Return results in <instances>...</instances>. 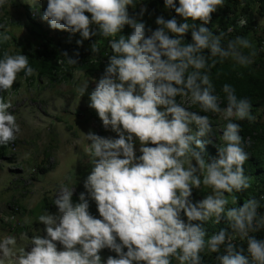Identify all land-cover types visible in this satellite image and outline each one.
<instances>
[{
	"label": "clouds",
	"instance_id": "9594fccd",
	"mask_svg": "<svg viewBox=\"0 0 264 264\" xmlns=\"http://www.w3.org/2000/svg\"><path fill=\"white\" fill-rule=\"evenodd\" d=\"M7 3L0 0V9ZM133 5L134 0H47L41 19L52 29L79 33L78 46L94 36L120 34L108 40L113 54L94 87L86 82L79 88L102 127L117 138L85 134L91 143L84 191L74 200L75 188L61 181L52 200L57 213L46 211L36 220L44 235L32 236L30 250L19 254L15 237L0 238V264H203L205 250L216 254V264H264V238L255 235L264 231V196L240 205L234 195L252 186L244 169L249 153L241 125L234 121H255L253 105L224 84L227 104L221 107L210 77L211 69L228 58L242 67L251 65L256 46L242 36L225 45L223 32L205 26L224 0H164L165 9L176 15L157 16L154 30L143 20L147 8L130 14ZM125 26L132 29L127 36L122 34ZM10 39L7 32L0 33V43ZM90 51L100 54L96 41ZM62 56L68 65H78V50ZM22 72L25 77L36 74L28 56L4 52L0 93L10 91ZM177 97H190L201 111L190 110ZM11 108L0 95V145L13 144L21 131ZM200 113L223 115L227 121L215 157L206 152L210 141L202 139L215 134L212 122ZM202 187L211 192L195 200L193 189ZM90 200L98 216L90 212ZM221 219L228 227L208 236L205 225ZM104 249L115 255L103 258Z\"/></svg>",
	"mask_w": 264,
	"mask_h": 264
},
{
	"label": "rangeland",
	"instance_id": "374dc122",
	"mask_svg": "<svg viewBox=\"0 0 264 264\" xmlns=\"http://www.w3.org/2000/svg\"><path fill=\"white\" fill-rule=\"evenodd\" d=\"M46 6L47 0H8L0 9V25L11 36L7 51L21 49V44L30 41L27 47L30 52L45 37L61 42L62 45L67 44L70 38L71 43L81 39L79 33L52 29L47 21L42 20ZM253 6L250 15L264 29V17L255 11L258 4L254 3ZM29 15L40 27H32ZM151 17L147 19L151 20ZM152 20L155 22V18ZM92 28L95 30L96 25H92ZM100 37L94 36L97 46ZM83 43L90 44L89 40ZM100 48L103 49L102 46ZM102 73L92 71L88 74L85 70L77 69L69 76L57 73L52 80L49 77H38L33 84L29 78L22 76L19 87L7 93L6 102L12 104L9 111L17 117L21 131L17 134V140L7 145L6 154L0 155V238L15 237L16 254L23 248L30 250L32 236L44 235L43 225L36 220L46 211L57 213L58 209L52 200L61 181L70 189L75 188L73 197L76 199L84 191L83 180L90 170L86 163L89 159L88 143H91L85 139V134L93 131L105 138H117L116 133L102 127L97 113L88 106L89 97L85 95L81 98L79 93V88L86 82H89V89L94 87L95 80ZM179 102L188 108L192 105L190 97H181ZM218 117L210 119L215 134L202 138L210 141V144L219 141L224 143L222 131L225 125L220 119H225L223 115ZM210 192L211 189L206 187L193 189V197L195 200L202 199ZM90 212L99 215L95 202L91 200ZM25 233L28 238L24 237ZM101 255L106 259L115 253L104 249ZM173 264H179V261L173 260Z\"/></svg>",
	"mask_w": 264,
	"mask_h": 264
},
{
	"label": "trees",
	"instance_id": "16d2710c",
	"mask_svg": "<svg viewBox=\"0 0 264 264\" xmlns=\"http://www.w3.org/2000/svg\"><path fill=\"white\" fill-rule=\"evenodd\" d=\"M178 4V0H176ZM254 3L258 4L255 11L260 17H264V0H224V6L217 9L212 14V20L205 25L213 33H224L223 43L226 45L229 39H234L236 36H242L248 38L257 48L258 55L253 58L254 62L248 67H242L235 63L231 58L226 59L223 63H217L214 68L211 69L210 77L216 89V94L220 97L221 107H225L227 104L225 94L222 91L224 84H230L234 89L237 97L248 98L252 102V115L256 117L255 121L249 122L247 119L234 121L241 125V135L244 138L245 150L249 153V158L244 164L245 174L251 179V188L242 193H234L238 199V204L242 205L243 201L250 197H258L261 192L264 191V51H259L264 48V29L258 24L256 18L250 15L253 9ZM143 5V6H142ZM129 8L130 14L133 12H139L141 7H146L147 11L143 16V20L147 26H150L153 30L156 28L154 20L157 16H163L165 19L176 15L174 10H167L164 7V0H134L133 7ZM87 14V13H86ZM90 15V14H89ZM148 16L152 19H147ZM178 18V21L184 22L182 18ZM29 21L32 27L39 26L34 22V18L29 15ZM246 22V23H245ZM189 24L193 21L189 20ZM199 23V21H196ZM155 24V25H154ZM243 25V26H242ZM4 28H0V33H3ZM42 29V28H41ZM231 29V31H229ZM45 31V30H42ZM132 29L128 26L122 31V34L127 36ZM39 34V33H38ZM40 35V34H39ZM116 37L105 38L100 37L99 55H93L90 51L91 44L95 41L92 37L90 44L83 43L82 46H78L76 43L68 42L62 45L61 42H55L52 38L45 37L40 39L34 49L28 52L27 47L30 41L26 44H21V49H16L12 54L21 53L25 54L29 58V63L36 69V74L29 78L32 84L37 81L38 77H49L51 80L56 77L57 73H63V75H71L73 70H85L88 74L92 71L104 72L108 63V56L112 55V49L108 47L109 39H117ZM38 40V38H36ZM186 42L191 40V31L185 37ZM8 41L0 43V56L7 51ZM79 51L78 65L70 66L66 62V57L62 56L64 51H67L70 56L74 55L75 51ZM246 52L248 50H245ZM9 52V51H7ZM24 73H20L17 82L14 84L11 90H16L19 87V79ZM9 92V91H8ZM0 93L4 96L5 101L7 93ZM181 97H177V101ZM190 110L200 112L198 105H191ZM201 115H208L211 120H215L218 117L217 114L213 116L212 113H200ZM223 125H226L227 121L220 119ZM221 141L216 144L206 143V152L209 156L215 157L218 155V148L223 146ZM7 145H0V155L6 154ZM45 170L40 168V170ZM228 195L231 200V195ZM75 200L76 198L73 197ZM17 209V208H16ZM205 227L207 228L208 236H211L214 232L219 231L221 228H227L228 224L226 219H221L219 224L214 220H210ZM258 238H264V231L255 233ZM237 243H241L237 241ZM215 253H209L205 250L202 253L203 264H216Z\"/></svg>",
	"mask_w": 264,
	"mask_h": 264
},
{
	"label": "built area",
	"instance_id": "2783aa9c",
	"mask_svg": "<svg viewBox=\"0 0 264 264\" xmlns=\"http://www.w3.org/2000/svg\"><path fill=\"white\" fill-rule=\"evenodd\" d=\"M261 196H264V191L259 194V196L257 197V199H259ZM261 205H262V208H261L260 211L261 212H264V200L261 201Z\"/></svg>",
	"mask_w": 264,
	"mask_h": 264
}]
</instances>
